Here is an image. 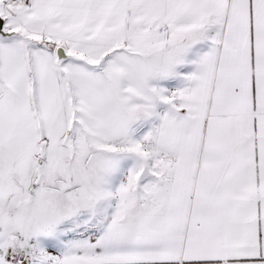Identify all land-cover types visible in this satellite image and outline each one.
<instances>
[{
    "label": "snow or ice",
    "instance_id": "1",
    "mask_svg": "<svg viewBox=\"0 0 264 264\" xmlns=\"http://www.w3.org/2000/svg\"><path fill=\"white\" fill-rule=\"evenodd\" d=\"M0 264H264V0H0Z\"/></svg>",
    "mask_w": 264,
    "mask_h": 264
}]
</instances>
